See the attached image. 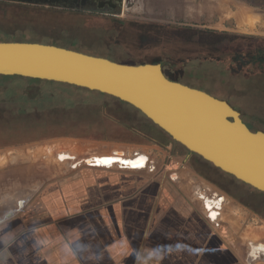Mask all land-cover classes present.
<instances>
[{
	"label": "crops",
	"instance_id": "1",
	"mask_svg": "<svg viewBox=\"0 0 264 264\" xmlns=\"http://www.w3.org/2000/svg\"><path fill=\"white\" fill-rule=\"evenodd\" d=\"M118 1L117 16L144 18L206 17L213 0ZM239 2L248 4L232 10L238 26L264 37V0ZM222 12L228 17L229 5ZM34 82L75 101H57L52 90L47 107L32 98L61 117L0 145V219L13 213L0 222V264H264V226L244 229L248 241L228 233L242 231L236 212L264 217L197 172L189 151L140 110L98 91Z\"/></svg>",
	"mask_w": 264,
	"mask_h": 264
},
{
	"label": "rangeland",
	"instance_id": "2",
	"mask_svg": "<svg viewBox=\"0 0 264 264\" xmlns=\"http://www.w3.org/2000/svg\"><path fill=\"white\" fill-rule=\"evenodd\" d=\"M223 3L226 5L223 6ZM204 4H208L205 6L210 13L206 17H169L164 14L138 18L129 16L126 11L117 16V12L109 9L82 10L29 0H0V42H37L119 63L160 64L170 80L227 101L252 131L264 132V37L244 32L245 28L238 26L237 17H232L233 9L248 2L213 0ZM227 5L230 13L228 17L221 18L222 10ZM248 19L253 24L259 22L261 17L251 16ZM34 81L0 75V138L24 134L30 137L28 132L18 133L25 128L37 127L39 134L45 121L61 117L59 113L40 111L43 109L35 105L38 101H31L41 96L43 108L54 103L48 98L47 90L59 92L57 101L65 104L75 101V98L67 99L71 95L64 96L70 93L66 89L46 83L39 90ZM7 90H19L18 93L25 99L23 105L20 106L21 101L10 103L8 97L14 94ZM76 99L79 101V98ZM73 113L76 116L78 112ZM180 146L177 144L176 149L184 155L185 151ZM190 158L249 206L264 210V194L251 191L253 196L246 194L239 189L241 183L235 182L234 177L219 172L196 154H191ZM238 213L243 223L242 231H239L240 228H230L228 233L236 239L248 241L253 236H247L249 234L243 230L250 227L260 230L258 225L264 226V221L248 215V212Z\"/></svg>",
	"mask_w": 264,
	"mask_h": 264
},
{
	"label": "water",
	"instance_id": "3",
	"mask_svg": "<svg viewBox=\"0 0 264 264\" xmlns=\"http://www.w3.org/2000/svg\"><path fill=\"white\" fill-rule=\"evenodd\" d=\"M0 75L65 83L116 97L184 146L189 151L186 161L196 154L264 192V132L252 131L227 101L170 80L160 64L119 63L37 42H0Z\"/></svg>",
	"mask_w": 264,
	"mask_h": 264
},
{
	"label": "flooded vegetation",
	"instance_id": "4",
	"mask_svg": "<svg viewBox=\"0 0 264 264\" xmlns=\"http://www.w3.org/2000/svg\"><path fill=\"white\" fill-rule=\"evenodd\" d=\"M29 1L37 2V3L38 2L39 3H49V4H52L53 6H58V7H61V8H78V9H82V10L91 9V8L98 9V10L109 9V10H113L114 12L118 11L117 9H118V5H119V1L118 0H105V1L104 0L103 1H101V0H29ZM205 57H208V56H205ZM15 101L16 100L13 99L12 101H9V102L10 103H15ZM19 101H21V100H19ZM24 137L26 138L28 136H26V134H24V135H22L20 137L15 136V135L11 136V137H9V136L2 137V138H0V142L1 143L3 142L2 144L7 143V142H14V141L20 140V138H24ZM220 185H222V184H220ZM238 186H239V189L243 190L242 192H245L246 194H250L251 196H253L251 194L250 190L247 187H244V186H241V185H238ZM226 189L232 195H234L239 200H241L243 203H245L243 199L239 198V195L234 194L233 192H231L229 190V188H226ZM250 195H249V197H250ZM245 204H247V203H245ZM251 208L254 209L257 213H259L262 217H264V210L261 211V210H258L256 208H253L252 206H251Z\"/></svg>",
	"mask_w": 264,
	"mask_h": 264
},
{
	"label": "trees",
	"instance_id": "5",
	"mask_svg": "<svg viewBox=\"0 0 264 264\" xmlns=\"http://www.w3.org/2000/svg\"><path fill=\"white\" fill-rule=\"evenodd\" d=\"M1 76H4V75H1ZM19 77H21V76H19ZM35 80H37V81H40V79H35ZM61 84V83H60ZM64 86H68V87H71V88H76V86L75 85H68V84H65ZM9 91V93H11V94H14V95H12V96H10V97H8V100L9 101H12L13 99H15L16 101H15V104H17V102L19 101V100H21V105L20 106H22L23 105V101H25V99L23 98V96L21 95V94H19L18 93V91L17 92H13V91H10V90H7V92ZM20 96H19V95ZM18 102V103H19ZM164 134H165V136L170 140V141H173V142H176V141H174L173 139H172V137L168 134V133H166L165 131H164ZM209 164V163H208ZM210 165V164H209ZM193 166H194V168H195V170L197 171V172H199L201 175H203V176H205V177H207L208 179H210V180H212V181H214L215 183H218L219 184V182L215 179V178H213V177H211L210 175H208V174H206L200 167H199V165H198V162L196 161H193ZM210 166H212V165H210ZM215 168V167H214ZM216 169V168H215ZM217 170V169H216ZM219 170V169H218ZM219 172H221L220 170H219ZM223 173V172H222ZM224 174H226V173H224ZM226 175H228L229 177H231V175H229V174H226ZM242 184V186H244V187H247L251 192H254V193H258V194H264V192H261V191H258L257 189H255V188H253V187H251V186H249V185H247V184H245V183H241Z\"/></svg>",
	"mask_w": 264,
	"mask_h": 264
}]
</instances>
